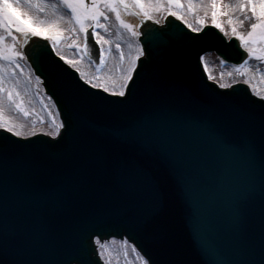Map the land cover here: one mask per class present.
Instances as JSON below:
<instances>
[{"label":"snow or ice","instance_id":"6c2138e0","mask_svg":"<svg viewBox=\"0 0 264 264\" xmlns=\"http://www.w3.org/2000/svg\"><path fill=\"white\" fill-rule=\"evenodd\" d=\"M197 5L205 11L194 26L185 12L196 13ZM121 9L142 19L166 11L200 34L197 40L207 38L206 28L211 25L223 34H217L222 56H228L232 47L225 40L235 38L248 57L235 66L241 76L245 73L240 70L250 65V60L264 63V0H0V172L11 170L17 180L11 195L6 188L0 190V264H112L110 245L117 235L122 237L124 256L130 250L141 264H195L173 238L178 205L181 201L192 204L173 158L131 127L114 137L100 136L73 118L76 98L83 100L89 111L102 108L119 112L134 103L149 82L170 96L177 95L165 86L163 68L141 75V57L146 62L148 53L139 40L135 55H129L126 64L122 63L126 56L121 44L115 43L121 62L119 71L103 78L89 77L76 59L63 54L60 45L72 33L80 40H73L71 46L83 49L81 59L84 54L90 58L89 48L94 41L99 45V70L106 62L105 53L113 51V42L99 31H110L109 24L102 21H110L114 15L133 37L142 35L122 18ZM223 18H227V27ZM64 21L68 27L62 26ZM17 34L23 35L24 43L30 37L49 42L55 56L75 69L84 84L107 95L97 99L96 93L69 85V111L61 118L58 102L45 93L50 104L44 105L47 116L37 114L41 124H46L39 129L36 121L26 124L6 115V111L14 110L29 117L35 109L29 110L15 85L5 87V71L11 69L10 78L15 69L23 71L19 59L32 56L33 63H37L45 57L39 43L31 53L19 50ZM206 55L199 56V60L208 73L207 79L222 89L231 88L232 84L220 83L208 72ZM35 80L42 83L40 75ZM253 95L258 99L249 96L231 100L225 98V93H218L215 99L205 102L190 93L179 96L205 108L202 122L226 151L253 157L259 152L264 161V92L255 91ZM41 134L49 139L39 141ZM232 136L240 137L239 142ZM227 219L235 241L234 256L226 258L222 250L204 245L199 255L207 257L208 264H264V181L235 192ZM119 229L136 230L149 238L159 261Z\"/></svg>","mask_w":264,"mask_h":264},{"label":"water","instance_id":"95a60500","mask_svg":"<svg viewBox=\"0 0 264 264\" xmlns=\"http://www.w3.org/2000/svg\"><path fill=\"white\" fill-rule=\"evenodd\" d=\"M136 16L141 22L140 41L145 44L148 53L146 62L144 58L141 59V75L152 74L163 68L165 86L177 95L170 96L149 82L135 102L119 112H108L102 108L89 111L84 101L76 98L73 118L91 133L100 136L114 137L131 127L164 149L173 158L192 202L190 206L183 201L178 205L173 223L175 243L195 264H208V258L199 255L201 245L210 250H222L226 258H232L235 241L227 219L231 200L239 188L253 184L258 186L264 181V161L259 152L253 157L245 152L226 151L202 122L206 116L205 108L179 95L190 93L205 102L215 99L218 93H225V98L231 100L249 96L258 99L245 84L220 89L208 81L199 60V56L211 50L234 64L242 63L247 55L237 46L238 42L234 38L233 41L225 40L232 47L228 49V56H222L217 36L219 31L213 27L206 28L207 38L197 40L200 34L192 32L171 15L162 26ZM37 43L43 48L45 57L33 63V57L29 56L28 61L43 79L46 93L58 102L62 118L69 111V85L82 86L88 93H96L97 99L107 95L82 83L75 71L53 55L49 42L30 37L27 43L23 42L22 48L26 54L31 53ZM93 45L89 48L90 57L99 63V48L94 41ZM258 132L257 128V135ZM38 139L44 141L49 137L40 135ZM231 139L239 142L240 137L232 136ZM16 187L17 180L11 170L0 172V190L6 188L11 195ZM118 231L124 232L143 252L159 261L160 256L149 238L132 229ZM116 238L122 239L120 235Z\"/></svg>","mask_w":264,"mask_h":264},{"label":"rangeland","instance_id":"374dc122","mask_svg":"<svg viewBox=\"0 0 264 264\" xmlns=\"http://www.w3.org/2000/svg\"><path fill=\"white\" fill-rule=\"evenodd\" d=\"M197 7V12L193 13L191 11H186L185 16L186 19L190 23H193L194 26L197 24V20L199 17H202L204 15V8H201L199 5ZM136 11H139V9H136ZM169 15L166 11H159V12H153L151 19L152 21L156 22V20H160L161 24L164 20V18ZM123 18V17H122ZM226 20L227 18H223ZM125 20V19H124ZM128 23L135 25V17H132V19L125 20ZM103 23L109 24L110 31L105 33L102 29L101 31L102 35H105L106 38L111 40L113 51L111 54L105 53L106 62L105 64L97 70V65L92 64L90 61L87 60L86 57L83 55V59H81V53L82 49H76L74 46H71L73 44V40H76L77 43L80 42L79 39H77L76 34L72 33L70 37L64 41H62L60 47L64 55L68 56L69 58L76 59L78 61L79 67L81 71L85 72L89 75V77L95 75L100 76L103 78L106 75H111L114 72L119 71V64L121 63L119 60V52L115 49V43H122V49L125 53L126 59L122 62L124 64L127 63V57L128 54L125 51L124 47V37L126 39V45L128 42H133L136 45V41L138 40V37H133L131 35V32H129L126 29H123L122 26L119 24L118 21L115 20L114 15L112 16L110 21H102ZM227 27V24H226ZM135 30L136 25H135ZM69 36V33L68 35ZM122 38V39H121ZM17 47L19 50L20 48V38L17 39ZM108 45H105V48H107ZM211 54V53H209ZM209 68L208 72H211V74L216 77L220 83H227V84H235L233 83V80L243 82L244 80H248L249 83L247 84L251 91L254 93L255 91L264 92V63H260L258 61L250 60V65H246L245 69H241L240 71L244 72L245 74L243 76L240 75L239 72L236 71L235 66L230 63H220V58H218V61L214 62L212 58L206 59ZM20 65L23 71H21L19 68L15 69L14 72L11 73V77L9 78V72H11V69H8L5 71L6 76V83L5 87H10L12 85H15L16 91H19L21 94V97L25 100V105L29 108V110L35 109V112L29 116V117H23L21 113L15 112L14 110L6 111V115H12L17 118L18 121L30 124L31 121H36V127L39 129L40 127L44 126L46 127V124L42 125L41 122L38 120L37 114L41 116H47V110L44 109L45 104H50V101H48L45 97V90L42 86V83H37L35 80V74L33 71H31V67L27 60L19 59L17 61ZM14 67V66H13ZM232 72L233 75L229 76L228 73ZM207 73V72H206ZM223 73V76L220 74ZM208 74V73H207ZM31 75V79H29V76ZM219 85V84H218ZM5 107L7 108V101L5 102ZM50 122V118H49ZM111 251L113 253V262L112 264H141V261L136 257V254L131 252L129 250V254L127 256H124L123 249L118 244H114L110 246Z\"/></svg>","mask_w":264,"mask_h":264},{"label":"bare ground","instance_id":"6f19581e","mask_svg":"<svg viewBox=\"0 0 264 264\" xmlns=\"http://www.w3.org/2000/svg\"><path fill=\"white\" fill-rule=\"evenodd\" d=\"M121 15H122V17L126 20H128V19H132V14H131V12H128V11H124L123 9H121ZM135 21H136V23H138L140 20L138 19H135ZM129 44H131L132 45V47L131 48H129ZM124 47H125V51H126V53L128 54V56L129 55H135V53H136V45H135V43H133V42H128V44L126 45V39H125V37H124ZM206 55V54H205ZM210 58H212L213 59V61L214 62H216V61H218V56L215 54V53H211V54H207L206 55V59H210ZM115 243L114 244H118L120 247H121V240L120 239H115ZM114 244H111V245H114ZM110 245V246H111Z\"/></svg>","mask_w":264,"mask_h":264},{"label":"flooded vegetation","instance_id":"af4514ba","mask_svg":"<svg viewBox=\"0 0 264 264\" xmlns=\"http://www.w3.org/2000/svg\"><path fill=\"white\" fill-rule=\"evenodd\" d=\"M50 2H54V0H50ZM41 15H44V13H42ZM62 26L68 27L67 21L62 22ZM66 34H68V33L66 32L65 35Z\"/></svg>","mask_w":264,"mask_h":264}]
</instances>
